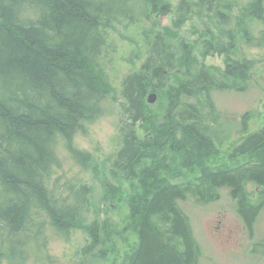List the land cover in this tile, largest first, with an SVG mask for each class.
I'll return each mask as SVG.
<instances>
[{
    "label": "trees",
    "instance_id": "trees-1",
    "mask_svg": "<svg viewBox=\"0 0 264 264\" xmlns=\"http://www.w3.org/2000/svg\"><path fill=\"white\" fill-rule=\"evenodd\" d=\"M145 1L146 8L153 3L154 13V0ZM201 2L212 7L217 26L221 27L219 22L225 26L217 30L218 36L212 35L224 44L215 51L230 57L227 47L234 45L236 36L226 25L232 15L217 7L218 0ZM261 5L262 0H256L250 9L259 18ZM133 6L125 0H0V264L27 257L26 244L45 234L47 222L59 232L77 226L75 211L59 205L58 200L65 198L55 197L46 184L54 162L50 140L60 135L75 153L73 135L83 122L100 114L109 89L94 63L99 61L107 44L106 30L117 22V15L137 23L132 20ZM147 37L150 48L144 69L123 81L130 119L150 126L143 139L134 130L127 132L116 156L124 167L116 166L139 181L132 183L133 193L123 199L128 207L125 227L138 236L136 247L125 252L123 262L198 264L200 249L178 202L192 197L207 204L219 197V188L228 187L238 211L252 226L264 202L246 201V185L250 181L264 185V131L243 137L229 154L228 166L176 181L182 168L209 161L218 150L200 119L203 112L189 98L197 93L207 97L213 88L243 89L252 65L247 59L228 62L224 79H217L209 66L201 64L194 71L190 55H184V50L180 53L169 37L159 33ZM208 53L204 49L202 57ZM151 91L158 95V109L152 113L147 101ZM151 149L166 153L148 169L155 175L148 183L146 168L132 170L144 153L152 156ZM81 158L85 162L87 157ZM165 161L169 163L161 175ZM43 189L47 194L41 193ZM89 231L93 244L97 243L98 225L92 224Z\"/></svg>",
    "mask_w": 264,
    "mask_h": 264
},
{
    "label": "rangeland",
    "instance_id": "rangeland-1",
    "mask_svg": "<svg viewBox=\"0 0 264 264\" xmlns=\"http://www.w3.org/2000/svg\"><path fill=\"white\" fill-rule=\"evenodd\" d=\"M125 1L135 3L132 20L137 19V23L117 15V22L106 30L107 44L99 61L94 63L96 72L109 89L101 103L100 114L83 122L73 135L71 146L75 153L60 135L50 140L54 162L46 184L55 197L65 198L58 200V204L74 210L78 224L70 226L66 232H59L47 222L46 235L32 238L25 246L27 257L23 255L14 264H124L125 252L136 247L138 236L128 230L130 227H125L128 207L123 199L133 193L132 183L139 181L136 176L127 177L126 172H122L118 166H124L116 156L127 132L134 130L141 139L150 132L148 122H132L122 94L125 77L144 69L150 48L147 35L152 37L159 33L169 37L180 53L184 50V55H190L194 71L200 70L201 64L209 66L217 79H224L222 72L228 62L247 59L252 65L243 89L213 88L207 97L197 93L189 98L190 103L203 112L200 119L216 140L218 150L209 161L191 169L182 168V176L176 181L194 179L203 170L208 172L228 166L231 163L229 154L243 137L250 132L264 131V39L261 38L264 37V0L258 9L260 18L250 11L256 0H218L217 7L233 17L226 25L236 36L234 45L227 47L230 57L226 52L215 51L223 49L224 44L212 35L218 36L217 30L225 26L220 22L221 27L217 26L218 19L212 7L201 0H154V13L153 3L148 5V9L152 8L148 12L145 0ZM148 14L150 18L146 17ZM204 49L209 53L202 57ZM171 75L175 79L173 73ZM151 107L150 113L158 109L156 103ZM182 110V106L178 108L179 114ZM142 115L145 116V111ZM150 151L152 156L144 153L132 170L146 168L148 183L155 176L148 169L158 164L166 153ZM81 156L87 157L85 162ZM218 193L219 197L207 204H199L192 197L178 202L200 249L198 264H264V206L249 227L229 188H219ZM246 201L253 205L264 202V185L248 182ZM92 224L98 225L99 238L94 244L89 231Z\"/></svg>",
    "mask_w": 264,
    "mask_h": 264
},
{
    "label": "water",
    "instance_id": "water-1",
    "mask_svg": "<svg viewBox=\"0 0 264 264\" xmlns=\"http://www.w3.org/2000/svg\"><path fill=\"white\" fill-rule=\"evenodd\" d=\"M157 93L156 92H150L147 96V101L149 104H154L157 101Z\"/></svg>",
    "mask_w": 264,
    "mask_h": 264
},
{
    "label": "bare ground",
    "instance_id": "bare-ground-1",
    "mask_svg": "<svg viewBox=\"0 0 264 264\" xmlns=\"http://www.w3.org/2000/svg\"><path fill=\"white\" fill-rule=\"evenodd\" d=\"M151 92H154V91H151ZM157 96H158V95H157ZM215 141H216V140H215ZM48 189H49V188H48ZM49 190H50V189H49ZM50 192H52V190H50ZM41 193H42V194H47L46 190H44V189L41 191Z\"/></svg>",
    "mask_w": 264,
    "mask_h": 264
}]
</instances>
